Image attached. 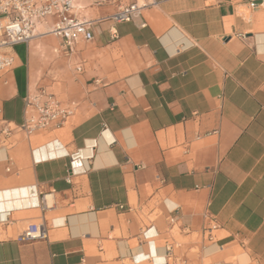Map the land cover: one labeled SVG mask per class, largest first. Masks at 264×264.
Instances as JSON below:
<instances>
[{"label": "crops", "instance_id": "0c3cea01", "mask_svg": "<svg viewBox=\"0 0 264 264\" xmlns=\"http://www.w3.org/2000/svg\"><path fill=\"white\" fill-rule=\"evenodd\" d=\"M121 1L74 0L94 39L71 53L53 18L8 50L5 119L40 90L74 112L0 147V264H264V10L158 0L115 23ZM33 222L47 236L17 241Z\"/></svg>", "mask_w": 264, "mask_h": 264}, {"label": "built area", "instance_id": "2783aa9c", "mask_svg": "<svg viewBox=\"0 0 264 264\" xmlns=\"http://www.w3.org/2000/svg\"><path fill=\"white\" fill-rule=\"evenodd\" d=\"M250 10H264V0H244ZM158 0H128L119 2L111 15L115 23L127 22L142 15L143 11L155 6ZM74 0H0V77L14 68V56L8 51L17 44L28 43L38 35V26L53 18L45 33L62 40L66 53L81 40L94 39V20L78 17L74 13ZM29 115L22 125L14 124L2 116L0 109V147L17 130L33 133L37 130L63 126L73 114L72 106H64L58 98L40 90L27 99ZM50 195H45L48 197ZM174 217L171 221H174ZM5 221H0V236ZM216 224L203 230V237L213 240ZM46 228L42 223L28 224L17 236L19 242H31L45 238ZM184 264V263H182ZM205 264H230L229 262H207ZM238 264V263H235Z\"/></svg>", "mask_w": 264, "mask_h": 264}]
</instances>
